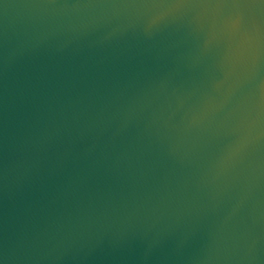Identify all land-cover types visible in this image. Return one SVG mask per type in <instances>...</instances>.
I'll return each mask as SVG.
<instances>
[{
  "label": "water",
  "instance_id": "obj_1",
  "mask_svg": "<svg viewBox=\"0 0 264 264\" xmlns=\"http://www.w3.org/2000/svg\"><path fill=\"white\" fill-rule=\"evenodd\" d=\"M0 264H264V0H0Z\"/></svg>",
  "mask_w": 264,
  "mask_h": 264
}]
</instances>
